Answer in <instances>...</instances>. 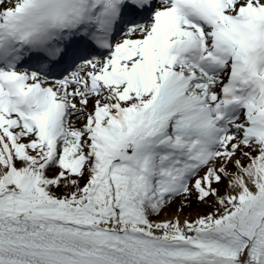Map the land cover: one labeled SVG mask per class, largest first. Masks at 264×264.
Instances as JSON below:
<instances>
[{
    "label": "snow or ice",
    "instance_id": "snow-or-ice-1",
    "mask_svg": "<svg viewBox=\"0 0 264 264\" xmlns=\"http://www.w3.org/2000/svg\"><path fill=\"white\" fill-rule=\"evenodd\" d=\"M0 264H264V0H0Z\"/></svg>",
    "mask_w": 264,
    "mask_h": 264
},
{
    "label": "rangeland",
    "instance_id": "rangeland-1",
    "mask_svg": "<svg viewBox=\"0 0 264 264\" xmlns=\"http://www.w3.org/2000/svg\"><path fill=\"white\" fill-rule=\"evenodd\" d=\"M205 209H202V208H199L198 206H193V209H188V210H186V211H193V212H195V211H204Z\"/></svg>",
    "mask_w": 264,
    "mask_h": 264
}]
</instances>
